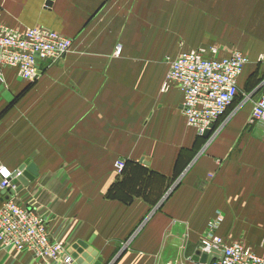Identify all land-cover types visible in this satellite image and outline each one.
I'll use <instances>...</instances> for the list:
<instances>
[{
    "label": "crops",
    "instance_id": "1",
    "mask_svg": "<svg viewBox=\"0 0 264 264\" xmlns=\"http://www.w3.org/2000/svg\"><path fill=\"white\" fill-rule=\"evenodd\" d=\"M0 21L73 40L37 84L12 69L0 81V161L37 169L10 197L46 221L61 258L80 240L101 264H201L192 256L217 219L226 242L264 255V127L249 123L264 93V0H0ZM201 46L249 59L209 139L187 124L178 89L113 88L162 83L159 64ZM0 264L58 261L0 246Z\"/></svg>",
    "mask_w": 264,
    "mask_h": 264
},
{
    "label": "built area",
    "instance_id": "2",
    "mask_svg": "<svg viewBox=\"0 0 264 264\" xmlns=\"http://www.w3.org/2000/svg\"><path fill=\"white\" fill-rule=\"evenodd\" d=\"M71 44L68 37L49 28L15 29L0 21V81H4V70L12 69L22 81L32 83L39 77L41 64L57 62L69 53ZM121 49V45H116L114 55L119 56ZM248 64L247 55L240 50L220 55L216 47L181 49L169 60L161 90L176 88L182 93V113L187 124L201 136L232 103L238 92V80ZM249 123L264 127V93L253 101ZM113 166L121 175L125 162L116 160ZM12 173L0 161V191L7 195L0 207V246L27 251L44 261L69 264L70 258H61L63 246L50 240L46 221L8 195L16 187ZM218 225V219L208 225L198 249L201 253L222 251V258L213 259L210 264H264V255L256 254L244 243L226 242L216 233Z\"/></svg>",
    "mask_w": 264,
    "mask_h": 264
},
{
    "label": "water",
    "instance_id": "3",
    "mask_svg": "<svg viewBox=\"0 0 264 264\" xmlns=\"http://www.w3.org/2000/svg\"><path fill=\"white\" fill-rule=\"evenodd\" d=\"M47 5H50V1H47ZM37 57V55H35ZM36 62L38 59L36 58ZM215 129V122H211L209 126L204 130L202 137L209 139L212 131ZM37 175L36 166L28 161H25L20 167L15 170L12 175V182L14 184L19 183L15 191L20 190L23 186H26L30 181H32ZM1 195H5V191H0ZM11 195V192L8 193ZM222 251L217 249H212L209 253H201L199 250L194 252L192 259L198 261L201 264H210L213 259H221ZM64 258H70L69 264H101V257H97L96 251L87 246L86 243L82 241H76L68 249ZM95 258V259H94Z\"/></svg>",
    "mask_w": 264,
    "mask_h": 264
},
{
    "label": "rangeland",
    "instance_id": "4",
    "mask_svg": "<svg viewBox=\"0 0 264 264\" xmlns=\"http://www.w3.org/2000/svg\"><path fill=\"white\" fill-rule=\"evenodd\" d=\"M69 39L71 40V43H72L71 48H72L73 40L71 38H69ZM71 48H70V50H71ZM168 65H169L168 61H167V63L165 62V63L159 64V73L161 74V77L164 76V74L166 72V68H168ZM65 74L66 73H64V76L62 75L63 77H61L60 81H62V79L64 80ZM113 80H114V82L112 83V85H114L113 88H115V89H129V85L134 86L133 87L134 89H147V87L153 86V85H156L157 89H161L162 84H163V82L161 83L162 79H159V81H158L157 77H152V78L146 79V80H144L143 78L142 79L141 78H135V79L126 78V79H113ZM32 83L37 84V79L35 81H33ZM69 84L66 86H62L61 88L62 89H70ZM161 92H163V91L161 90Z\"/></svg>",
    "mask_w": 264,
    "mask_h": 264
},
{
    "label": "trees",
    "instance_id": "5",
    "mask_svg": "<svg viewBox=\"0 0 264 264\" xmlns=\"http://www.w3.org/2000/svg\"><path fill=\"white\" fill-rule=\"evenodd\" d=\"M125 162V161H124ZM126 165H127V163L125 162V167H126ZM124 170H125V168H124ZM124 172V171H123Z\"/></svg>",
    "mask_w": 264,
    "mask_h": 264
}]
</instances>
